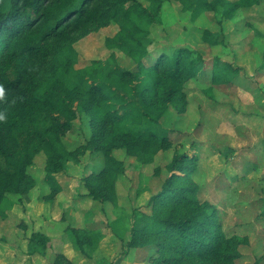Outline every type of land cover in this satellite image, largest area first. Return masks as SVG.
I'll list each match as a JSON object with an SVG mask.
<instances>
[{"label":"trees","instance_id":"trees-1","mask_svg":"<svg viewBox=\"0 0 264 264\" xmlns=\"http://www.w3.org/2000/svg\"><path fill=\"white\" fill-rule=\"evenodd\" d=\"M167 1L173 0H0V210L10 194L29 192L35 182L29 170L38 154L46 156L45 181L52 186L70 159L88 151L101 153L102 164L83 177L81 198L118 206L126 166L114 150L152 163L158 151L172 147L160 119L172 105L186 109L187 81L207 74L221 84L237 76L232 62L208 59L190 47L151 51L149 26ZM177 1L194 22L206 12L220 22L260 2ZM111 24L117 29L105 37L109 56L82 62L76 43ZM202 32L205 41L216 35L207 27ZM118 50L135 68L120 63ZM83 115L91 135L70 149L64 137ZM197 161L196 152L175 149L157 169L167 172L162 189L152 197V213H134L125 253L151 246L153 264H237L242 258L245 240L229 235L213 204L198 197ZM68 230L84 253L85 246L99 245L94 229ZM49 240L37 231L30 243L45 250Z\"/></svg>","mask_w":264,"mask_h":264},{"label":"rangeland","instance_id":"rangeland-1","mask_svg":"<svg viewBox=\"0 0 264 264\" xmlns=\"http://www.w3.org/2000/svg\"><path fill=\"white\" fill-rule=\"evenodd\" d=\"M205 27L216 33L208 41L202 38ZM116 29L111 24L78 41L81 61L109 56L112 50L105 46V37ZM149 29L152 52L190 47L208 59L232 62L239 73L230 83L214 84L207 74L187 81L186 109L179 112L172 105L160 119L172 147L158 151L152 163H141L125 149L114 150L126 166L116 207L80 196L83 177L102 164L101 153L88 151L79 160L70 159L52 186L45 181L46 156L38 154L29 170L35 180L29 192L10 194L2 204L0 264H66L60 255L71 264H153L151 246L127 253L124 246L131 238L134 213H152V197L167 175L157 169L172 159L175 149L197 153L193 179L198 197L213 204L229 235L245 240L237 264H264V0L220 22L212 12L194 22L177 0L167 1ZM117 56L121 64L135 68L129 56L119 50ZM88 120L83 115L67 132L68 148L89 138ZM71 226L98 231L97 248L85 246L84 253L69 233ZM37 231L49 236L45 250L30 243Z\"/></svg>","mask_w":264,"mask_h":264}]
</instances>
